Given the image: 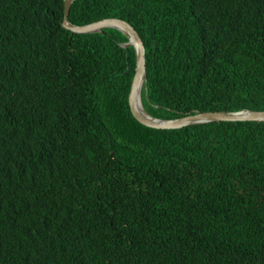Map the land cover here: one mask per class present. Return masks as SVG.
Returning <instances> with one entry per match:
<instances>
[{
  "label": "trees",
  "instance_id": "16d2710c",
  "mask_svg": "<svg viewBox=\"0 0 264 264\" xmlns=\"http://www.w3.org/2000/svg\"><path fill=\"white\" fill-rule=\"evenodd\" d=\"M0 0V264H264V123L140 124L127 38ZM128 22L146 112L264 111V0H75Z\"/></svg>",
  "mask_w": 264,
  "mask_h": 264
},
{
  "label": "water",
  "instance_id": "95a60500",
  "mask_svg": "<svg viewBox=\"0 0 264 264\" xmlns=\"http://www.w3.org/2000/svg\"><path fill=\"white\" fill-rule=\"evenodd\" d=\"M75 0H63L62 28L71 34H93L101 33L105 28L118 30L127 38V43L121 47L132 46L135 52V67L131 81L130 91L127 97L130 112L142 125L155 129H180L183 127L207 124L213 122H259L264 123V111L240 110L236 112H197L193 115L182 116L175 119H158L149 116L139 104V90L145 80V50L143 42L135 29L127 22L106 18L86 25L77 26L68 20L71 4Z\"/></svg>",
  "mask_w": 264,
  "mask_h": 264
},
{
  "label": "clouds",
  "instance_id": "9594fccd",
  "mask_svg": "<svg viewBox=\"0 0 264 264\" xmlns=\"http://www.w3.org/2000/svg\"><path fill=\"white\" fill-rule=\"evenodd\" d=\"M116 19V18H115ZM121 20V19H120ZM99 21V20H98ZM124 21V20H123ZM96 22V21H95ZM126 22V21H125ZM128 23V22H127ZM129 24V23H128ZM118 31V30H117ZM136 31V30H135ZM122 34V33H121ZM138 34V33H137ZM123 35V34H122ZM139 36V35H138ZM141 39V38H140ZM127 43V42H126ZM126 43H122V44H126ZM120 44V47L121 45ZM144 46V45H143ZM128 47H132V46H128ZM127 47V48H128ZM123 48V47H121ZM133 48V47H132ZM123 49H126V48H123ZM134 50V49H133ZM145 50V49H144ZM135 53V52H134ZM145 57V56H144ZM134 67H135V64H134ZM145 70H146V66H145ZM133 74H134V71H133ZM133 77V75H132ZM131 81H132V78H131ZM146 84H147V76L145 75V80L142 82L141 86H140V90H139V104L140 106L142 107V109L146 112L145 108H144V104H143V96L146 95L147 93V88H146ZM130 86H131V82H130ZM129 91H130V88H129ZM129 91H128V94H129ZM128 94H127V97H128ZM128 103V101H127ZM129 107V106H128ZM130 110V108H129ZM147 113V112H146ZM132 114V113H131ZM148 114V113H147ZM149 115V114H148ZM150 116V115H149ZM134 117V116H133ZM152 117V116H151ZM182 117V116H181ZM179 118V117H178ZM175 119V118H174ZM155 129V128H154ZM181 129V128H180ZM160 130H175V129H160Z\"/></svg>",
  "mask_w": 264,
  "mask_h": 264
}]
</instances>
